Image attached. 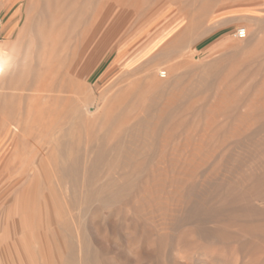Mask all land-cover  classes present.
<instances>
[{
  "label": "rangeland",
  "instance_id": "obj_1",
  "mask_svg": "<svg viewBox=\"0 0 264 264\" xmlns=\"http://www.w3.org/2000/svg\"><path fill=\"white\" fill-rule=\"evenodd\" d=\"M77 17L83 21L78 20L80 26L73 23ZM240 28L247 29L241 39L235 36ZM42 29L69 36L62 35L61 42L49 35V41L67 47L62 87L55 75L42 92L37 93L26 76L18 86L8 87L13 64L0 77V254L5 264L14 239L33 231L44 240L33 241V250L42 251V263L35 258V264L63 263L70 242L86 237L96 247L97 228L104 226L103 216H109L98 201L73 204L75 180L59 167L36 168L38 144L56 117L69 131L60 140H74L80 148L104 132L107 143L119 140L128 150L155 145L156 156L163 159L151 167L149 183L139 184L151 189L150 198L136 204L144 212L158 209L153 215L164 220L162 234L171 232L172 214H185L184 193L191 182L203 188L200 194L214 183L220 186L216 194L229 183L237 197L254 196L257 190L261 200L252 203L264 212V0H0V45L12 46L14 56H21L31 39L35 45ZM58 54L55 57L61 58ZM28 60L18 67L23 73L29 72ZM58 140L55 134L48 147L50 159ZM94 156L87 151L88 162ZM241 170L263 179L243 180ZM18 192H23L21 206L29 204L38 218L37 228L21 230L13 209ZM215 196L206 204L216 206ZM196 197L189 200L197 203ZM254 222L263 227L257 234L231 226L227 229L237 232V238L180 247L165 256L163 264H264V217ZM66 223L80 230H73L71 237ZM105 230L107 243L115 246L118 236L108 226ZM131 247L121 251L135 259L146 245Z\"/></svg>",
  "mask_w": 264,
  "mask_h": 264
},
{
  "label": "bare ground",
  "instance_id": "obj_2",
  "mask_svg": "<svg viewBox=\"0 0 264 264\" xmlns=\"http://www.w3.org/2000/svg\"><path fill=\"white\" fill-rule=\"evenodd\" d=\"M72 20H74L73 23L75 25L76 23L78 24L81 19L79 20V17H77L76 21L75 19ZM80 24H78V26H80ZM68 27L72 26L69 24ZM244 29L245 34L247 35V29ZM44 30H47V28ZM51 31L47 33L46 31H43V29L38 30V37H41L38 38L35 45H33L35 40L31 39L33 40L32 44H26L21 56L19 54L14 56L15 54L13 55V53L15 52H12L13 47L9 44L0 45V77L7 72L10 64H13L14 77H12L13 79L11 78L12 80H10L9 84L7 85L8 87L18 86L26 76V82H29L30 86H34L37 93L42 92L46 90L48 85H51L48 81L50 78L52 79V77H54L53 75H55L57 80L61 79L60 85L62 87V80L65 77V74L63 77H61L63 72H65V69H62V67L65 60L64 54H66L65 51L67 47L64 45V43H61L62 46L60 47L59 44H56L57 41L55 39L49 41L50 38L56 36L53 35L54 32L51 33ZM59 31L60 28L57 32L59 33ZM69 31L73 32V29ZM75 31L76 30H74V32ZM50 33L53 37H49ZM61 33L62 32H60V34ZM60 34L57 35L61 39L63 33L61 35ZM64 35L62 39L64 38ZM186 35L187 34H185V36ZM58 36H56V38H58ZM68 37L65 35L64 39ZM183 37L184 36H182V38ZM65 41L66 40H64V42ZM67 41L65 43H67ZM56 45H59V47H56ZM176 45H178V43H176ZM56 48H60L59 51L61 54L57 53ZM29 50L30 52H28ZM262 53L264 54V52ZM57 54L58 56H61V58L63 54L64 59L60 60V57H58L59 59L56 58ZM29 58L30 61H28L30 62V66L25 64V67L26 65L30 67L29 72L26 71L23 73L24 69L20 71L18 67L23 61H25V59ZM57 59L60 60V62L57 63L58 65L55 64V60ZM25 63H27V61ZM74 66L75 64L72 63L71 69L74 68ZM61 69L63 71H61ZM62 123V118L56 117L50 120L48 125L45 127L46 134L43 135L42 141L38 144L39 149L36 150L37 155H41L39 165L36 168L41 170L45 167H49L50 165L59 167L65 177L75 180V183L71 187V200L73 204H77L79 202L98 201L105 209L108 210L109 216H103L104 226H98L97 228L99 231V237L96 239L95 248L92 247L90 241L86 240V237V239L84 238L83 240L78 239V241L75 243L70 242V246L72 245V247L69 246L67 251L68 259L63 263L61 262L56 264H130L129 261L134 259V257L130 259L129 256L128 258V252H126L127 254L123 253V250L121 251V249H126L128 247L130 249L132 248L131 246L134 247V245H136L138 249V246H143V244H145L146 247L140 253L139 250L137 251L135 248L137 255L134 261L132 260V263L135 264L134 262L136 261V264H142V262H145L146 264L148 261H151L155 264H163L164 257L173 252V250L179 249L180 247L191 249L199 245L197 242H224L228 239L237 238L238 233L235 231L230 232L227 229L228 227L235 226L240 231L253 234H257V231L263 228L262 227L259 229V224H255V222L253 223L254 219L264 217V212L258 208H255L252 203L254 200H261V195L259 192H257V190L254 196L242 194L237 197L234 184L229 183L227 187L224 186L225 189L223 191L216 194L220 186L217 184L219 187H214V183L213 187L207 190L204 188V191H206L200 194L198 190L200 188H196L197 182L195 183L196 185L192 184L191 182L189 184L190 186H187L191 187V189H186L184 193V197L186 199L185 202L188 206L187 210H185L186 212H183L185 214H172L168 222L171 232L162 234L160 230L162 229L161 225L164 224V220L160 221L155 218L156 215H153V211L155 212L157 210L158 212V209H151L152 211L148 209V211L146 210V212H144L143 208L136 204L137 202H141L144 199L150 198L151 189L142 188V186L139 188V184L144 185L149 183L151 167L158 162H162L163 159L156 156L157 153L155 151V145L153 144L147 147L144 151L137 149L128 150L125 142L116 140L111 144L107 143L106 132H104V134L95 137L93 139L94 142L90 141V143L84 145L83 148H80L81 146L79 143L74 140H60V138L69 135V131L67 128L62 126ZM143 124L144 123L141 122L140 125ZM157 128H160V124ZM125 133H128V128L125 130ZM55 134L59 140L57 142L55 141V157L50 159L47 156L49 151L48 147H50V144H54ZM251 138L252 137L248 139ZM237 145L242 146L243 144L239 141L237 142ZM89 150H91V153L92 151L94 152L95 158L88 162L86 155L87 151ZM33 156L35 155H32V157ZM27 158H29V156ZM25 159L26 158H24V162L26 163ZM30 168L33 167L30 166ZM241 171L243 172L241 173V179L243 180L260 182L263 179L262 176L253 172L248 173L245 170ZM204 181L205 182L203 183L208 185L206 180ZM197 190L199 195L196 192ZM200 190H203V188ZM23 192H18L16 194L13 209L19 216L20 222L18 224L21 226V230H32L34 227L37 228L39 226V221L38 218L35 217L32 212H30L31 210L29 208V204L27 207L21 206ZM26 194L25 200L29 196L27 191ZM192 196L199 197V201L197 203L191 202L189 198ZM214 196L216 197V200H218L217 205L210 206L206 204V202H209V200L212 197L214 198ZM241 200L243 204H241ZM28 203H30V199ZM116 204H119L123 207L119 206L118 208L114 209ZM186 204L184 206H186ZM106 217H108V220H105ZM76 222H78V220ZM76 222L74 223L75 225ZM7 223L9 226L10 222ZM11 223L13 222L11 221ZM42 223H45V219L42 220ZM208 224L212 225L208 226ZM105 225H107L108 228L112 230L113 236H118V239L117 236L115 237L117 241H113L115 246L108 244L109 236L107 237L108 234L106 233V230L103 232L104 229L107 228ZM74 227L66 223V230H68L71 237L74 235L73 230H77L74 229ZM79 230L80 228H78L77 231ZM176 234H178V236ZM83 235L84 234H81V236ZM191 236H194L196 239L191 238ZM20 237H22L21 239L25 240L22 235ZM20 237L14 239L10 254L16 264H28L24 258L23 250L19 245L18 239H20ZM75 238L76 237H74V239ZM6 239H9V236L6 237L5 235V240ZM40 240L42 241V239ZM74 247L80 249L81 253H76V250L73 249ZM135 251H129V253H133ZM0 261L2 262L1 254Z\"/></svg>",
  "mask_w": 264,
  "mask_h": 264
},
{
  "label": "crops",
  "instance_id": "obj_3",
  "mask_svg": "<svg viewBox=\"0 0 264 264\" xmlns=\"http://www.w3.org/2000/svg\"><path fill=\"white\" fill-rule=\"evenodd\" d=\"M47 219V217H46ZM45 219V220H46ZM23 231V230H22ZM23 236L24 239H21L22 237L20 236ZM21 235L19 236L20 239L19 240V245H20V248L23 250V253H24V258L26 260V262H28V264H35V258L36 260H41V263H42V258H41V254H42V251L39 250L38 252L33 250L32 246H33V241H36V243H40L41 244V240H43V237L40 235H37L36 233H34V231L32 233H29L28 236H26L25 233H21ZM47 243V242H46ZM11 251L10 250H7V261H8V264H16L14 259L11 257ZM6 260H3L2 258V263L5 264Z\"/></svg>",
  "mask_w": 264,
  "mask_h": 264
},
{
  "label": "built area",
  "instance_id": "obj_4",
  "mask_svg": "<svg viewBox=\"0 0 264 264\" xmlns=\"http://www.w3.org/2000/svg\"><path fill=\"white\" fill-rule=\"evenodd\" d=\"M245 29L244 28H240V29H237L236 31H235V36L237 37V38H239V39H241V38H244L245 37Z\"/></svg>",
  "mask_w": 264,
  "mask_h": 264
}]
</instances>
